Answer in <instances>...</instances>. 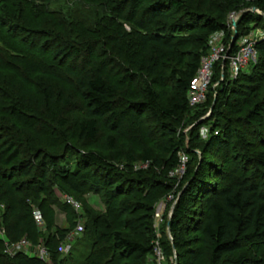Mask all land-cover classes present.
Masks as SVG:
<instances>
[{
    "label": "trees",
    "instance_id": "trees-1",
    "mask_svg": "<svg viewBox=\"0 0 264 264\" xmlns=\"http://www.w3.org/2000/svg\"><path fill=\"white\" fill-rule=\"evenodd\" d=\"M74 1L0 0V67L22 77L31 72L49 74L76 86L80 97L76 105L82 107L75 122L76 141L94 143L108 130L107 151H78L67 142L61 151H53L47 145L53 141L39 144L23 127H14L17 136L8 138L3 122L15 119H11L12 113H5L0 118V227L4 237L11 242L25 237L33 244L42 243L59 264H148L154 204L176 186L173 209L170 215L162 216L165 264H264V39L255 45V61L234 78L229 75L228 59L224 68L217 61L205 102L190 105L188 100L190 80L201 57L208 53L209 37L222 30L228 46L233 37L229 13L249 7H256L263 15L242 12L236 21L237 37L254 27L264 29V0H81L102 8L94 24L109 31L98 43L84 37L78 44L87 47L85 53L69 46L63 34L53 33L51 27L27 25V14L60 13L52 7H60L66 16L60 17L70 24L74 6L81 7ZM197 7L204 12H195ZM121 21L129 23L130 32L120 27ZM79 22L86 23L83 17ZM129 40L143 57L150 54L153 59L147 73L139 75L150 81L141 101L123 95L103 70L109 64L106 52L125 62L126 71L133 68V50L126 49ZM182 45L186 47L180 51ZM235 50L234 42L228 53ZM64 53L73 57L71 67L77 66L78 59L82 61L77 72L65 67ZM94 53L103 58L94 61ZM54 94L48 85L39 103L43 111L35 102H29L28 107L42 112L48 122L44 124L56 125V132L66 138L68 123L52 109ZM15 103L3 106L2 101L0 113L11 110ZM74 104L65 96L60 107L73 110ZM127 112L145 115L146 122L158 121L165 134L176 130L162 145L160 156L148 142L137 149L116 145L120 132L111 120L115 122ZM137 125L142 129L139 122ZM187 126L190 128L184 133ZM202 126L209 128L205 138L200 135ZM36 131L43 133L39 128ZM24 139L33 144L30 149L23 148ZM195 150L202 153L201 161ZM68 151L75 156L71 165L67 163ZM219 152L220 165L209 158ZM181 153L188 156L186 170L179 178L170 176ZM136 163L147 166L134 169ZM112 184L117 186L109 187ZM55 187L61 193L69 189L72 197L73 192L80 195L92 190L99 193L106 208L96 213L84 207L87 218L83 231L64 256L59 245L80 217L71 205L59 200ZM52 206L69 216V227L50 229L55 214ZM34 208L42 214L41 228L34 221ZM132 225L142 228L141 233H128ZM195 241L201 247L192 248ZM3 250L0 238V264H45L28 254L10 256Z\"/></svg>",
    "mask_w": 264,
    "mask_h": 264
},
{
    "label": "rangeland",
    "instance_id": "rangeland-1",
    "mask_svg": "<svg viewBox=\"0 0 264 264\" xmlns=\"http://www.w3.org/2000/svg\"><path fill=\"white\" fill-rule=\"evenodd\" d=\"M68 3L71 2V0H65ZM73 1V0H72ZM199 1V0H197ZM219 1V0H218ZM74 2H77V4H79L81 7H75L73 8V10L76 9V12L74 14L75 17L74 19L70 22V24H66L65 21L63 20V18H61L60 16L63 15L64 17H66L62 12L63 10L60 7H52L53 9L57 8L59 9L60 13H52L51 14H47L46 12L41 13L39 11H36V15L30 16L29 14H27V25L30 27H34V28H42V27H51V31L53 33H62L63 34V38L65 39V41L68 43L69 46H73L74 48H82V53H85V50L87 49L86 46H84L83 44H78L80 41L84 40V37H89V39L96 41V43H98L99 41H102V37L106 38L107 33L109 32L107 29L100 27L97 24H94V22L96 21L97 17H96V13H98L99 11H102L101 7H92L93 5L90 4H86L83 3L81 0H75ZM201 2V0H200ZM91 6V7H89ZM247 6V5H246ZM244 6V7H246ZM210 8V7H209ZM243 8V7H242ZM206 9V8H205ZM251 7L246 8V9H241L239 11H233L231 13H229L228 15V20L230 23V27L232 28V35H235L236 29H234L232 22L233 19H236L237 21V13H239L240 11H245V10H250ZM210 12H212L211 9H209ZM260 11V10H259ZM195 12L199 13H203V8L201 7H197V10L195 8ZM261 12V11H260ZM69 15V14H68ZM212 15H215V13H212ZM263 15V13H262ZM83 17V19L86 21V23L83 22H79V18ZM87 17V20H86ZM98 20V19H97ZM76 21V23H75ZM96 27V28H94ZM111 27V25H110ZM122 28L126 29L127 31H131L130 25L127 22L121 21V26ZM236 27V26H235ZM260 27H254L251 30L257 29ZM97 31V32H96ZM250 31V30H249ZM80 32V33H79ZM255 32V31H253ZM239 37L236 38V40ZM232 43V42H231ZM1 46V44H0ZM98 46H96L97 48ZM101 47V46H99ZM103 47V46H102ZM186 46H179L180 51L184 50ZM107 50L111 49V47L109 45H105V47ZM59 49H63L62 46L59 47ZM84 49V50H83ZM127 51L128 52H132L133 50V54H132V58L135 60L133 68H131L130 72L126 71V65L125 62H120V59L114 58L113 54L114 53H108L106 52V55L109 58V61L107 62L108 66L106 68H104L103 70L107 73L109 79L111 80L112 84L118 86L122 92L123 95L128 96V99L130 100H143V92H144V88L146 85H148V83H150L149 79L147 77H145L144 79L139 78V75H142L141 73L146 74L148 69L146 70V67H150L151 64L153 63L151 59V55L147 54L148 56L143 57V54L138 52V49H134L133 47V42H131V40L127 41ZM13 49H11L10 51H12ZM113 50V48H112ZM62 51V50H61ZM114 51V50H113ZM112 51V52H113ZM229 52V51H228ZM227 52V55H230ZM75 53H79L78 51H76ZM103 53L105 54V52L103 51ZM97 53H94V55L96 56L95 59L94 57H92L91 59H93L94 61H99L102 57V55L99 53V57L97 58L98 55H96ZM111 54V55H110ZM0 55H2V49L0 48ZM93 55V56H94ZM62 58L63 56H65V59L63 61L65 67L71 69L74 72H77L79 65L81 64V60L78 59V62H76L77 66H73L71 67V62L74 61L72 56H69L67 54H61ZM104 56V55H103ZM227 56L226 58H222L220 59V65L222 66V68H224L225 65V61L227 60ZM111 61V62H110ZM255 60L251 61L254 62ZM250 62V63H251ZM62 63V64H63ZM18 66H21V63L18 62L17 63ZM129 65V64H128ZM150 65V66H149ZM121 68H120V67ZM15 67V66H14ZM131 73V74H130ZM222 80V78H221ZM147 84H145V82ZM157 82H159L158 80H156ZM217 82H213V84H216ZM48 85L50 86L51 90H54V95H55V102L52 104V109L55 110L56 113H58L59 115H64L66 117V121L68 123V128L66 127V133H67V137H63L61 134H58L56 131V125H51V127L49 125H45L43 118V113L42 112H38L37 110L31 109L30 107H28V103L29 102H35L36 104H38L37 108L39 109V111H43L42 110V106H39V103L42 100V92L44 90L47 89ZM218 85V84H216ZM4 86V87H3ZM0 89H1V93H0V99L3 96V100H0V105L3 101V106L5 105H9L12 103H15L12 107V109L8 110V111H4L2 113H0V118L3 119V117L6 116L5 113H12L11 115V119H15L12 121H10L8 118L9 122H3V124H5V126L8 128L5 133L6 137H11L13 136H17L15 131L16 128L14 127H19L23 129L29 133V135H32V139L33 138H37L39 142V144H43L44 142H46L47 139L53 141V142H49L47 145L50 146V148L53 151H61V147L63 146V143L67 142L69 146H71V148H74L78 151H82L83 149L86 148H94V149H98L99 151H107V140L105 139V137L109 134H111L110 131H105L104 134L98 139V141L94 142V143H89L87 145H84L82 142H77L76 141V128H75V122L77 120V116L79 115V113H82V107L79 106V108H77V105L80 103V97L78 96L77 92H76V86H74L73 84H68L65 83L62 80L57 79L55 76L53 75H49V74H43V73H39V72H31V73H23V77L20 75L18 76L15 72L10 71V70H3L0 67ZM4 89V92H3ZM70 97L71 100L75 103L74 104V109H68V110H64L61 109V101H62V97ZM215 103V101L213 102ZM77 104V105H76ZM6 108V107H5ZM63 110V111H62ZM49 121V120H48ZM146 117L143 114L137 115L135 113H130L127 112L126 114H124L123 116L119 117L118 120H111V123H116L117 127L119 129V136L118 139L116 140V145L117 146H123L126 148L132 147L134 149L139 148V146H142V144L148 142L149 144H153L155 146V152L156 154H158V156H160V152L162 151V145L166 144L167 142V138L170 135H173V133L176 132V130H173L172 132H169L168 134H165L166 132H163V127H161V125L159 124L158 121L155 122H146ZM140 123L142 129L138 128L137 123ZM48 123V122H47ZM50 123V122H49ZM146 123V124H145ZM15 125V126H14ZM156 127V129H155ZM39 128V130L43 133H38V131H36V129ZM190 127H186L183 129L184 133H187L188 129ZM264 128V127H263ZM61 131V130H60ZM178 131V130H177ZM162 132V133H161ZM3 133V131L1 132ZM201 135V134H200ZM204 138V137H202ZM22 144H23V148L29 149L33 146V144L28 141V140H22ZM38 145V144H37ZM264 147V143L263 146ZM257 148L259 149L260 147L257 146ZM198 153L199 159L198 160H202V153L199 150H195ZM221 152H219V154L215 155L214 153L210 154L211 159L215 160V162L220 165L222 162L220 161L219 157H220ZM66 158H67V163L68 164H73L75 161V156L72 155L70 153V151H68L66 153ZM122 166V165H120ZM135 166V164H133V167ZM135 169V167H134ZM91 171V170H90ZM16 179V178H15ZM117 184H112L109 187H116ZM176 189V186H173L170 190H168V192L165 194V196H163L162 198H160L157 203L154 204V216H153V233H154V238L152 239V241L159 243V245L162 248V252L164 254V258L166 260V255L164 253L163 247L161 245V240L164 238V234H162V223L163 221H159L156 219L155 217V212L156 210L162 205L163 206V213L162 216L166 213H170V210H172V206L174 205V201L176 200L177 197L169 199L168 196L172 195L173 190ZM182 190H180L178 192V194L181 193ZM68 193H71V191H69V189H67V193L66 192H60L56 187H55V194L57 195V197H59V200L62 202L64 199L65 195H68ZM177 194V195H178ZM74 197H72L74 200H76L78 203L81 204V209H79L78 211H75L76 215L78 217H80L77 221L80 222H84L87 218V216L85 215L84 212V207H88L90 211L92 212H96V213H102L105 211V205H104V201L102 200L101 196L99 195V193H96L92 190L86 191L85 193H82L80 195H77L76 192H73L72 194ZM69 196V195H68ZM121 197V196H119ZM118 197V198H119ZM120 199V198H119ZM172 201V203H171ZM192 204V203H191ZM193 206L190 205V207ZM170 208V209H169ZM52 209H54L55 214H54V219H53V226L50 228L51 230L55 229V227L57 226L60 229L63 228H67L70 225V220L68 219L69 216L65 214V212L59 210L57 207L52 206ZM128 212V210H127ZM136 213V211L134 212ZM142 231V228L140 230V228L136 227V225H132V227L130 228V230L128 231V233L130 234H140ZM71 232V231H70ZM167 235L170 238V233H168L167 230ZM80 238V237H79ZM78 238V240H79ZM77 239H75L72 243V246L74 245L75 241ZM77 240V241H78ZM197 241H195L192 244V248H198L201 247V243H196ZM4 253L8 254L5 251L4 248ZM62 256H64L61 253ZM176 259V254H175V249L173 252V259ZM152 259V254H150L148 256V261H150ZM202 259H200L199 261H201ZM198 261V262H199ZM56 262V261H54ZM58 263V262H56ZM67 264V263H66Z\"/></svg>",
    "mask_w": 264,
    "mask_h": 264
},
{
    "label": "built area",
    "instance_id": "built-area-1",
    "mask_svg": "<svg viewBox=\"0 0 264 264\" xmlns=\"http://www.w3.org/2000/svg\"><path fill=\"white\" fill-rule=\"evenodd\" d=\"M255 31V32H253ZM264 39V29L257 28L250 30L247 34L240 36L236 43V50L227 55L231 43L227 46L224 42V32L217 31L213 33L208 40V53L201 57V62L196 74L190 80V86L188 90V100L190 105L201 104L205 102L207 98L208 88L211 84L214 74V64L220 59L228 58L229 61V75L234 78L238 73L249 65V63L256 59L255 45L260 40ZM218 84V83H216ZM214 84V86H216ZM209 128L202 126L200 128V134L202 137H207ZM217 132L214 131V134ZM188 156L185 153H181L179 157V164L169 174L170 176L181 177L186 170V163ZM146 163H136V168L146 167ZM169 199L174 198L173 195L168 196ZM64 202L71 205V207L78 211L81 209V204L74 200L71 196L65 195ZM163 206L161 205L155 212L157 220L162 221ZM170 215V213H169ZM33 217L36 225L41 228L44 225L43 217L39 209H33ZM83 231V223L77 221L75 228L68 233L66 238L59 245V252L66 255L72 247L73 241ZM0 238L3 240L5 251L8 255L13 256L18 253H24L41 260L45 264H59L54 262L47 248L42 243L33 244L27 238L23 237L18 241L11 242L4 237V230L0 227ZM152 259L148 261V264H165L164 254L159 243L153 241Z\"/></svg>",
    "mask_w": 264,
    "mask_h": 264
},
{
    "label": "water",
    "instance_id": "water-1",
    "mask_svg": "<svg viewBox=\"0 0 264 264\" xmlns=\"http://www.w3.org/2000/svg\"><path fill=\"white\" fill-rule=\"evenodd\" d=\"M250 10L253 11V12H258V13H260V14L262 15V12H260L256 7H251ZM242 12H244V10H243V11H240L239 13H237V16H239ZM232 25H233V27H234V29H235V26H236V19H233ZM236 38H237V35H236V32H235V35L232 37V44L235 42ZM209 112H210V111H209ZM209 114H210V113H208V114H207L205 117H203L202 119H205ZM172 209H173V206H172ZM168 233H170L169 228H168Z\"/></svg>",
    "mask_w": 264,
    "mask_h": 264
}]
</instances>
